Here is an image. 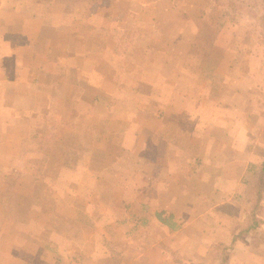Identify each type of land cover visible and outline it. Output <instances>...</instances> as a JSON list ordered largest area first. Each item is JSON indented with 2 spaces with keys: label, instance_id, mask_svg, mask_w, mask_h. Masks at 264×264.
Here are the masks:
<instances>
[{
  "label": "rangeland",
  "instance_id": "obj_1",
  "mask_svg": "<svg viewBox=\"0 0 264 264\" xmlns=\"http://www.w3.org/2000/svg\"><path fill=\"white\" fill-rule=\"evenodd\" d=\"M0 72L1 259L152 264L161 245L173 264L186 220L158 219L150 240L148 168L187 177L230 162L246 170L214 180L227 176L236 200L264 190V0H0ZM225 104L234 115L243 104L248 119L247 155L233 161L222 126L211 130ZM147 132L166 136L161 162ZM209 253L196 264L230 251Z\"/></svg>",
  "mask_w": 264,
  "mask_h": 264
},
{
  "label": "crops",
  "instance_id": "obj_2",
  "mask_svg": "<svg viewBox=\"0 0 264 264\" xmlns=\"http://www.w3.org/2000/svg\"><path fill=\"white\" fill-rule=\"evenodd\" d=\"M7 55V52L4 51V54H2L3 64H5L4 60L8 58ZM0 75V79H2V77L6 78L3 72H0ZM15 79L16 81H14V83L19 84L20 82L16 76ZM224 106L226 109H223L222 117L216 116V120H213V122L211 121V130L213 133L216 131L219 132L218 125L222 126V136L219 138L224 142L227 159H232L233 161L235 157L239 158L247 155L246 142L248 138L246 134L248 119L247 114H245L246 112L240 111V109L244 110V108H241L243 104L238 105L237 109L239 110H237L236 115L227 109L228 107L226 104ZM257 106L253 107L256 108ZM263 117L264 114L262 115V118ZM189 121L190 124L185 125V128L188 130V134H193L194 118L190 117ZM148 127L150 129V126ZM236 128H238L237 135L235 134L237 132ZM205 131L208 138L215 140V138L209 136V129L206 128ZM108 137L116 141L119 139L118 133ZM143 137L152 141V144L148 143L146 147L150 150L151 154L158 156L157 160L161 162L163 155L162 153L160 154L159 151L162 152L164 150L163 142L165 145L167 144L165 139L166 136L157 132H147ZM96 138H98V136H96L95 139ZM162 139L164 141H162ZM190 139L194 140L193 137ZM157 141L158 144H156ZM178 145L180 146L179 143ZM178 145L176 143V146L173 147L176 149L179 147ZM190 145H193V143ZM155 146L158 148L157 152L155 151ZM198 147L199 146H195L197 149ZM211 147L212 148H209V146H207V151H204L201 156L205 158L213 156L214 153L211 151H213L215 146L213 145ZM237 166H239V164L230 162H227L226 165L223 164L221 168H215L211 165H192L191 172L187 177L181 175L183 172L181 170L182 168H177L176 166L173 167V170L171 169V171H169L171 172L170 176L166 174L163 178L162 168H159L162 166H158L159 171H157L156 168H148V177L144 176V181L145 179L147 180L144 184H146V202H148L150 206L148 212V223L150 226L148 228L149 230L146 232L150 240L155 236V232L151 230V227L157 225L158 214L168 213L169 216L173 217L178 222L179 220H186V223H181L175 230L179 240H176L174 249L178 250L180 256L178 260L175 259L173 264H196L200 256L202 257L207 253L210 254L209 252H212L215 248L221 246V244L226 247V250L230 251V254L228 258L216 262V264H264V195L261 196L258 201L254 200L253 204L242 195H239V200H236L232 193L235 192L236 194L238 191L232 187L227 176H222L220 182L214 180L215 172L237 174V172H244L246 170L245 166L242 168ZM84 169L87 171L93 168L87 165ZM156 173L159 175H156ZM175 173H177V175H175ZM199 173H201V175H199ZM183 179L185 181H183ZM164 182L168 183L170 192L162 186ZM238 187L239 186H237V188ZM240 189L241 188L238 190L240 191ZM240 193L241 192H239V194ZM157 205L168 206V210L159 213L155 212L158 208ZM226 216H229L231 219H226ZM238 218L241 219L240 223L237 221ZM233 219L236 220L234 221ZM188 220L190 221L187 222ZM195 221H205L206 223L197 224ZM159 223L162 224L160 221ZM188 225L191 227L190 232L186 231ZM160 229L165 231L166 227ZM188 237L194 238L189 245L186 243ZM155 245V243L149 244L148 247L154 251L155 249L153 247ZM159 246L162 248L158 251L159 257H157V259L154 258L156 262L153 261L152 264H166L168 252L161 245ZM86 250L92 251V249L85 246L83 251L87 252ZM185 250H188V255H184ZM2 251L5 255L6 251ZM6 257L5 259H1L0 256V264H45L44 262L38 263V261H24L21 259L11 261L7 260ZM85 262L86 264H103L101 261L97 260Z\"/></svg>",
  "mask_w": 264,
  "mask_h": 264
},
{
  "label": "trees",
  "instance_id": "obj_3",
  "mask_svg": "<svg viewBox=\"0 0 264 264\" xmlns=\"http://www.w3.org/2000/svg\"><path fill=\"white\" fill-rule=\"evenodd\" d=\"M260 176H262V178H264V164L262 165V167H261V175ZM260 181H261V178H260ZM262 189V188H261ZM264 195V190H262V194L260 195V197L261 196H263ZM169 218H170V216L168 217V218H163L160 214H158V219L162 222V223H164V224H169L170 226H172V224L169 222Z\"/></svg>",
  "mask_w": 264,
  "mask_h": 264
}]
</instances>
